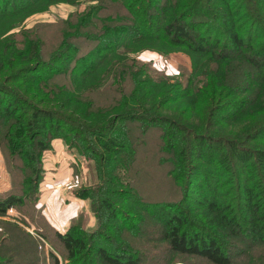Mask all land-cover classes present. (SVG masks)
Wrapping results in <instances>:
<instances>
[{
    "label": "trees",
    "instance_id": "trees-1",
    "mask_svg": "<svg viewBox=\"0 0 264 264\" xmlns=\"http://www.w3.org/2000/svg\"><path fill=\"white\" fill-rule=\"evenodd\" d=\"M155 1L122 2L135 21L136 29L132 30L135 37L162 39L174 47L185 48L194 57L214 61L220 66L242 59L264 82V0H185L176 1L173 5L167 2L159 5ZM31 6V0H0V24L10 15L26 12ZM125 33L127 31L114 29L108 36L98 39L95 49L71 60L65 52L44 60L39 51L32 50L25 55L12 47L0 46V74H8V80L0 81V121L6 126L9 153L18 155L32 175H23L27 180L23 185L31 183L36 190L41 186L43 172L34 164H40L41 152L50 146L52 140L63 141L68 150L74 149L92 161L93 174L96 177L100 175L102 179V175L105 178L113 176L106 172L114 163L118 173L131 169L136 152L128 124H136L141 134L157 128L161 131V151L172 153L179 168L176 174L171 175L183 188L178 205L165 202L157 204L158 208L148 206L155 209L158 217H165L164 239L173 253L196 256L212 264H231L230 254L215 230L200 226L191 214V206L204 210L202 215L211 226H219L236 237L246 236L254 242L264 243V150L241 147L237 141L209 131L210 120L199 131L197 128L187 129L190 123L185 126L162 116L161 109L169 103L180 102L189 96H203L202 87L196 82L204 77L200 76L190 85L179 81L155 84L150 74L132 71L131 64L122 63L113 66L121 67L124 73L128 71L131 83L124 84L128 78L113 76V87L102 88L107 79L96 81L101 76L108 78L105 74L111 69L108 59L110 56L120 57L119 49L126 47ZM72 61L74 64H70ZM60 75L68 77L69 86L53 82ZM98 89L101 90L97 91L96 101L87 98L89 93L86 92ZM82 93H86V99ZM219 93L217 90L216 95ZM39 94L50 98L49 103L54 108L35 107L26 99L33 97L36 100ZM103 101L108 105H97ZM210 102H213L211 98L209 105ZM253 134L255 139H264V125ZM31 143L35 148L28 149ZM151 156L146 158L150 167L156 160L153 154ZM194 161L202 162L203 166L195 165ZM238 168L255 175L260 173L259 177L253 181L244 180ZM228 174L232 176L231 181L223 182ZM146 182L150 186L146 194L166 195V186L156 190L152 188L159 185L156 180ZM232 182L235 188L233 200L226 199L225 193L220 192ZM32 189H28L29 196ZM97 189H79L75 196L88 200L93 209L107 210L108 217L115 209L105 199L96 197ZM154 191L158 193L153 194ZM123 193L135 200L131 190L124 189ZM38 201L35 210L40 217L38 227L41 228L35 232L34 240L30 237L26 240L32 253L45 251L47 245L52 264H59L60 258H65V264H140L136 253L122 249L114 241L103 240L101 227H96L99 231L88 232L89 222L87 225L83 222L82 218L87 219L83 213L72 218L65 232H59L50 225ZM188 201L194 203L189 204ZM21 204L24 200L20 197L10 195L1 199L0 215ZM78 223L81 228H78ZM127 226L129 231L136 232L134 223ZM17 231L22 233L20 229ZM90 254L94 257L90 258Z\"/></svg>",
    "mask_w": 264,
    "mask_h": 264
},
{
    "label": "rangeland",
    "instance_id": "rangeland-1",
    "mask_svg": "<svg viewBox=\"0 0 264 264\" xmlns=\"http://www.w3.org/2000/svg\"><path fill=\"white\" fill-rule=\"evenodd\" d=\"M125 1L127 0H31L30 9L10 15V18L0 24V46L12 47L20 54L23 51L25 55L28 52L32 53V50L39 51L44 60H49L51 56L55 58L59 53L65 52L69 56L68 60H71L95 49L99 44L98 39L108 36L114 29L127 31L123 35L126 47L118 51L120 57L117 58L118 55H116L108 59V64H111V69L105 71L108 78L105 75L96 81L98 83L107 79L102 88L113 87V76L121 79L128 78L124 84L131 83L127 76L128 71L124 73L121 67L113 66L122 63L131 64L132 71L150 74L155 84L159 82L174 84L179 81L188 82L190 85L200 76L204 77V81L201 79L199 81L206 83L196 82L199 87H202L203 96L198 98L189 96L180 102L169 103L161 109L162 116L179 124L183 123L185 126L186 123H190L186 126L187 129L197 128L199 131H202L206 122L210 120L212 125L207 127L209 131L237 141L241 147L255 151L264 150V139L253 137L254 130L264 125V82L260 76H256L242 59L231 60L220 66L214 61L194 57L185 48L174 47L162 39L150 40L142 37L138 39L135 33H132V30L136 29V24L122 3ZM176 1L185 0L170 2L156 0L155 4L162 5L167 2L173 5L177 3ZM6 36L8 38L5 39ZM71 49L76 51L73 52ZM7 76L8 74L5 73L0 74V81L8 80ZM53 82L69 86V79L65 75H60ZM99 90L101 89L86 92L89 93V97L86 93H82V96L84 99L87 97L96 101ZM217 90H220L218 95H216ZM32 94L34 95L33 92ZM209 98L213 101L210 105ZM26 99L35 107L54 108L49 103L50 98L45 95L39 94L36 100L33 97H26ZM215 99L218 100L215 101ZM97 105L105 107L108 104L103 101L97 102ZM128 126L132 146L136 152L131 169L118 173L117 164L114 163L106 172L113 176L105 178L102 175L101 179L100 175L96 177L93 174L95 172L92 161L74 149L68 150L63 141L55 139L50 142L46 150L41 152L38 160L40 164H34L43 172L41 186L36 190L31 183L23 185L27 181L23 175L27 176L29 170L23 165V160L18 155L9 153L5 139L6 126L0 121V200L10 195L24 200L21 206L8 209L5 214L0 215V264H52L47 248L43 252L32 253L26 242L28 237L34 240L35 232L41 228L38 227L41 221L35 206L41 192L49 191V194L52 192L53 198L59 199L58 201H61L63 205L69 204L72 200L82 202L83 205L78 214L83 213V216H87V219L82 218L86 225L89 222L86 230L92 233L95 229L98 230L97 226L101 227L100 236L103 240L114 241L122 249L136 253L140 264H212L203 258L176 254L170 250L164 239L165 217H158L155 209L148 206L156 207L157 204L161 205L165 202L178 205L183 188L171 174H176L179 168L175 165L172 153L168 155L161 151L159 129L151 128L141 134L136 124H128ZM33 147L35 148L33 143L27 146L28 149ZM151 154L156 160L154 159L150 167L146 163V158L152 157ZM176 163L179 165L178 162ZM194 163L203 166L202 162L194 161ZM181 164L184 163L181 162ZM238 170L244 180L253 181L260 174L243 172L240 168ZM63 173H71L69 181L56 182V176ZM72 173H75L76 178L72 179ZM226 176L223 182H230L232 176L230 174ZM149 180H156L159 183L152 187L156 190H161L162 185L166 186V195L158 197L146 194L150 187L149 182L146 181ZM30 187L33 189L29 196L27 192ZM89 187L98 188L96 197L98 196L100 200L105 199L106 203L115 209L113 214L110 213L107 217L109 213L107 210L99 207L93 209L88 200H81L75 196L79 189ZM25 189H27L26 192ZM124 189L131 190L136 196L135 200L125 195ZM234 189L232 182L225 185L220 192L225 193L226 199L233 200ZM157 193L158 191L153 192V194ZM136 200L141 204H138ZM191 202L194 203L188 201L189 204ZM148 203L151 205H147ZM38 206L44 213L46 205ZM143 206L147 208H142ZM202 212L204 210L198 206H191V214L198 220L200 226L215 230L220 242L230 254L231 264H264V243L254 242L246 236L236 237L219 226H211ZM214 216H216L215 213ZM56 217V213L51 212V218ZM133 223L136 232L129 231L127 226ZM77 226L81 228V224L78 223ZM18 229L22 233H19ZM67 229L64 227L62 233ZM89 257L92 258L94 255L90 254ZM65 262V258L59 259V264H65Z\"/></svg>",
    "mask_w": 264,
    "mask_h": 264
},
{
    "label": "crops",
    "instance_id": "crops-1",
    "mask_svg": "<svg viewBox=\"0 0 264 264\" xmlns=\"http://www.w3.org/2000/svg\"><path fill=\"white\" fill-rule=\"evenodd\" d=\"M69 177H71V173L70 174L63 173V174L56 176L55 179H57L56 182H63V181L67 182L69 181ZM72 179H73V173H72ZM47 187H50V186H47ZM59 190H57L58 195H60ZM49 193L50 191L43 192V193L41 192L39 204L41 206L46 205L44 215L46 219L48 220V222L50 223V225H52L59 232H62L63 231L62 229H64V227H67V228L69 227V221L71 222L72 218L75 217L79 213L81 206L83 204L80 201L72 200L70 201L69 204L63 205L61 201H58L59 199L53 198L52 192L51 194ZM55 195L57 196V194ZM44 203H47V204H44ZM51 212L56 213L57 217L55 219L51 218ZM75 213L77 214L72 217V215H74ZM70 217H72L71 220H70ZM46 248H48L47 245H46Z\"/></svg>",
    "mask_w": 264,
    "mask_h": 264
},
{
    "label": "built area",
    "instance_id": "built-area-1",
    "mask_svg": "<svg viewBox=\"0 0 264 264\" xmlns=\"http://www.w3.org/2000/svg\"><path fill=\"white\" fill-rule=\"evenodd\" d=\"M10 212H12V211L10 210Z\"/></svg>",
    "mask_w": 264,
    "mask_h": 264
}]
</instances>
